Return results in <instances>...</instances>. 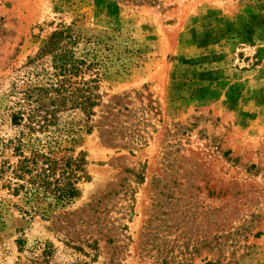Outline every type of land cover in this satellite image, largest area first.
I'll return each instance as SVG.
<instances>
[{
	"label": "rangeland",
	"instance_id": "obj_1",
	"mask_svg": "<svg viewBox=\"0 0 264 264\" xmlns=\"http://www.w3.org/2000/svg\"><path fill=\"white\" fill-rule=\"evenodd\" d=\"M62 25L85 34L96 105L34 140L73 147L84 178L29 215L1 168ZM46 241L51 264H264V0H0V264Z\"/></svg>",
	"mask_w": 264,
	"mask_h": 264
},
{
	"label": "trees",
	"instance_id": "obj_2",
	"mask_svg": "<svg viewBox=\"0 0 264 264\" xmlns=\"http://www.w3.org/2000/svg\"><path fill=\"white\" fill-rule=\"evenodd\" d=\"M85 38L74 25H62L55 31L37 55L50 56L51 64L42 68L36 82L30 79L27 83L22 92L23 102L12 117L14 124H23L26 130L12 141L16 160L4 162L1 172L7 173V189L29 215L68 205L80 193L78 184L85 171L83 159L74 156L73 147H62L58 142L38 143L40 140L36 142L34 135L58 124L60 112L80 108L87 116L93 114L100 74L94 61L81 58L75 50ZM19 243L22 253L25 249ZM28 251L25 259L20 258L24 262L17 264H51L55 246L48 241L37 242Z\"/></svg>",
	"mask_w": 264,
	"mask_h": 264
}]
</instances>
